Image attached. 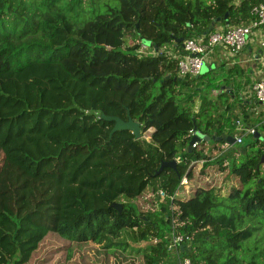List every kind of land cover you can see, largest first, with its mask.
Returning <instances> with one entry per match:
<instances>
[{"label":"trees","instance_id":"16d2710c","mask_svg":"<svg viewBox=\"0 0 264 264\" xmlns=\"http://www.w3.org/2000/svg\"><path fill=\"white\" fill-rule=\"evenodd\" d=\"M261 1L0 0V264H31L51 239L68 264H176L174 235L187 237L175 248L190 264H264V247L248 258L234 252L264 228V118L242 92L248 68L208 64L179 77L168 54L206 35L214 18L222 29L249 23ZM128 37L154 53L137 54ZM104 116H130L141 133L153 129L150 139L111 132ZM237 120L259 134L251 154L215 140L238 134ZM195 134L212 145L201 138L189 151ZM146 187L164 195L140 212L132 201ZM123 228L155 241L126 255Z\"/></svg>","mask_w":264,"mask_h":264},{"label":"built area","instance_id":"2783aa9c","mask_svg":"<svg viewBox=\"0 0 264 264\" xmlns=\"http://www.w3.org/2000/svg\"><path fill=\"white\" fill-rule=\"evenodd\" d=\"M251 14L253 16L252 20L247 24L242 25H231L226 29L214 28L209 31L206 35L195 37V38H186L182 41V52L180 54H172V50L168 51V54H171L172 57L176 58V72L179 77L186 75H197L200 72L203 62L206 60V55L213 51L216 46L226 47L230 55L234 56L242 51L248 41L251 31L255 28L261 30L262 38L260 40V45L264 49V0L254 5L251 9ZM134 42V40H133ZM137 54H153V49L150 46L142 41L138 42V46L135 49ZM247 95H253L254 100L259 104H264V78L258 79L255 82L250 83V87L247 88ZM236 127H240V121H236ZM245 132L253 133L254 128H245ZM189 133L193 134L192 130ZM151 135V130L149 128L141 133L140 138L136 139H146L148 140ZM235 141H241V137L238 134L233 135ZM199 140L194 141L191 147L197 146ZM177 161V158L174 159ZM201 165V161L197 162V166ZM180 184L187 185L188 180L186 176L181 178ZM187 189H185V192ZM164 193L162 190L156 192V196H163ZM182 235H174L171 239V242L168 248L172 249L179 244L183 239ZM180 264H190L188 258H183Z\"/></svg>","mask_w":264,"mask_h":264},{"label":"rangeland","instance_id":"374dc122","mask_svg":"<svg viewBox=\"0 0 264 264\" xmlns=\"http://www.w3.org/2000/svg\"><path fill=\"white\" fill-rule=\"evenodd\" d=\"M214 28H222V24L218 21V22L215 23ZM132 41L133 40L130 37L127 38V42L128 43H132ZM134 41L139 42L138 39L134 40ZM215 49H213L212 52H210V53H208L206 55V59L207 60L216 52ZM221 49H223V51L222 50H218L217 54H221V57L225 56L226 58L231 59L230 56L232 57V55H230L228 53L226 47L221 48ZM219 57H220V55H219ZM215 59H218V57L216 56ZM209 63H212V62H209ZM217 64H219V63H217ZM204 66L207 68L205 71H207L208 70V63L203 62L202 67L200 69V71L202 70V73H203ZM210 67L213 68L214 67V63H212L210 65ZM223 67L224 66L221 65L222 69H223ZM202 73H200V74H202ZM209 96H212V94H210ZM197 103H198V99L196 98L195 102H194V105H193L194 109L196 108ZM257 111H259L258 113H261L260 116L264 118V104H258ZM242 128L243 127L240 126L239 128L237 127V129H236V133H238L240 135L241 141L240 142L239 141H234L232 144H229V143L228 144L232 145L237 150H239V149L241 150V149L245 148L246 151L249 154H251V153H253L255 151L256 146L246 147V145L248 143H250L254 139V137L252 135L248 134L247 132H245L244 130H242ZM149 130L152 131L153 129L149 128ZM259 133L261 134V136L259 137V141H261L263 143V146H264V133H263V130L259 129ZM196 136L200 137L198 135H196ZM205 141H206L205 149H208V147L210 145H212L213 142L211 140H205ZM218 145H220L222 147H226L227 143L221 142ZM262 163L264 164V159H263ZM219 176H220L221 179H224V178L226 179L225 174L224 175H218L217 176L218 177V181H219ZM227 179L229 180L228 177H227ZM228 180L222 181L223 182L222 184L224 185V189L221 190V193H223V194H225L226 191H227L226 190V186L229 185ZM187 187L188 186L180 187L177 190V192H176L177 195L178 196H182L181 194H182L183 190L185 191V189H187ZM157 200H158V198L156 197L155 192H153L150 187H146L142 191V193L137 198H135L132 202H133V204L136 206V208L140 212H149V211L153 210L156 207ZM129 232H130V229L123 228L122 231H121V234L117 238L119 242H121V243L126 245V248H125V250L123 252L126 255L130 254V255L136 256L137 254L141 253V251L143 250V248L145 246H148V245L152 244L155 241L154 237H152V236H147L143 240L133 239L129 235ZM59 243H61V241H54L53 239H51L49 241L45 240L42 244H40L39 249L37 250V255L34 257V259L31 262V264H57L56 260H58V259L60 260V262L58 264H68L69 262H71V260L73 258H70L68 260L64 259V257L66 255L62 254V252H63L62 251V247L59 246ZM241 244H242V249L234 251L237 255H246V257L248 258L255 251L261 250V248L264 247V228H260L257 231H254L252 233V235L249 238H247L246 240H243ZM208 246H210L209 242H208L207 247ZM246 248H250V250L247 251ZM48 250H54L53 255H50L48 253L45 255V252L48 251ZM216 250L217 251L220 250L219 245L214 246L213 251H216ZM75 251H77V250H75ZM71 254H74V253L71 251L69 257H71ZM170 255H169V257H170Z\"/></svg>","mask_w":264,"mask_h":264},{"label":"crops","instance_id":"0c3cea01","mask_svg":"<svg viewBox=\"0 0 264 264\" xmlns=\"http://www.w3.org/2000/svg\"><path fill=\"white\" fill-rule=\"evenodd\" d=\"M262 38L261 30L259 28H255L251 31V34L249 35L246 48H244L242 51H240L238 54L234 56H230L231 59L226 58L225 56L221 57V54H217L218 50H222L221 48H224L222 46H216L215 53L207 60H205L206 63L212 64L214 63V66L223 65V69L230 65H239L241 68L247 69V73L250 78V82H255L258 79L264 78V49L260 45V40ZM222 53V52H221ZM229 53V52H228ZM220 55V57H219ZM216 56L218 59H215ZM220 58V59H219ZM212 62V63H209ZM219 63V64H217ZM221 64V65H220ZM244 79H242L243 81ZM247 88L242 89V92L245 93L246 96H253L247 95ZM259 112V111H257ZM170 260L171 261H177V250L176 248H172L170 250ZM178 262H181V260H178Z\"/></svg>","mask_w":264,"mask_h":264},{"label":"water","instance_id":"95a60500","mask_svg":"<svg viewBox=\"0 0 264 264\" xmlns=\"http://www.w3.org/2000/svg\"><path fill=\"white\" fill-rule=\"evenodd\" d=\"M218 19L219 18H214L211 21V23L208 26V29H207L206 32L210 31L213 28L215 22H217ZM179 41H182V38H175L174 39V43H177ZM206 69L207 68L204 66L203 72ZM200 73H202V70L200 71ZM104 118L107 119V120L114 121L113 128L111 129V132L114 131V130H117V129H128V130H130L133 133V135H134L135 138H140V136H141V126H140V124H139V122L137 120L131 118L130 116H128L127 117V120H125V121L122 120V119H120L117 116H104ZM196 135H198V134H196ZM196 135H193L190 138L189 142H188V150L189 151H190L191 145H192V143L194 141H197V140H199L201 138L204 139V140L213 139V136H211V137H208V136H200V137H197ZM254 137L255 138H258L259 137V134L256 132L254 134ZM215 140H224L225 142H227L229 144H232L235 141V138L233 136H231V135H228V136L216 137ZM263 159H264V156L261 157V161H263ZM175 163L176 162H175L174 159L168 160V161H162L160 163L158 169L156 170L155 174L159 173L164 167H175ZM111 206L114 207V208H116L118 211H120L121 210V207H122L121 203H119V202H114V203H112Z\"/></svg>","mask_w":264,"mask_h":264},{"label":"flooded vegetation","instance_id":"af4514ba","mask_svg":"<svg viewBox=\"0 0 264 264\" xmlns=\"http://www.w3.org/2000/svg\"><path fill=\"white\" fill-rule=\"evenodd\" d=\"M176 264H180V262H178V260L176 261Z\"/></svg>","mask_w":264,"mask_h":264}]
</instances>
